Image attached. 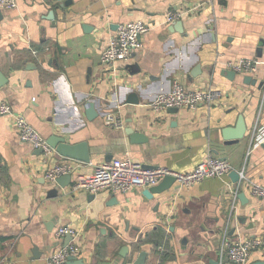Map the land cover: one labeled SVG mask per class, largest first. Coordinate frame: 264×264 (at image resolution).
Returning <instances> with one entry per match:
<instances>
[{"label":"crops","instance_id":"crops-1","mask_svg":"<svg viewBox=\"0 0 264 264\" xmlns=\"http://www.w3.org/2000/svg\"><path fill=\"white\" fill-rule=\"evenodd\" d=\"M196 1L16 0V7L0 9V72L7 78L0 102L45 140L85 142L91 155L89 163L55 151L45 157L0 115V264H47L67 242L55 234L66 225L77 231L72 264H134L142 251L145 264H231L220 257L225 230L231 240L260 239L248 263L264 262V197L249 189L250 183L264 187V142L254 146L252 138L256 126L264 128V0L214 2L166 22L168 12ZM131 20L151 24L141 47L128 61L103 65L101 53L117 26ZM243 58L256 60L253 73L222 74L227 61ZM175 78L187 89L218 88L223 95L194 109L145 106ZM131 93L139 103L126 102ZM88 101L95 103L93 118L85 112ZM109 112L122 120L120 128L105 124ZM239 115L245 135L224 146L221 130L234 127ZM129 128L143 138L131 140ZM209 153L242 172L240 182L229 175L188 187L175 182L151 198L141 187L70 191L74 180L113 158L185 172ZM65 161L80 167L62 188L44 175ZM238 185L244 197L232 207L230 189Z\"/></svg>","mask_w":264,"mask_h":264},{"label":"built area","instance_id":"built-area-1","mask_svg":"<svg viewBox=\"0 0 264 264\" xmlns=\"http://www.w3.org/2000/svg\"><path fill=\"white\" fill-rule=\"evenodd\" d=\"M225 0H199L181 9L170 11L166 14V22H174L183 15H191L202 10L206 5ZM16 7V0H0V9H10ZM151 24L142 20H131L121 23L108 41L107 46L101 53L100 61L105 66H113L117 61H128L131 54L141 47L140 37L150 29ZM256 60L243 58L237 61H227L225 66L237 73L251 74L255 70ZM223 95L218 88L187 89L177 78L171 82L168 91L160 93L154 100L146 103L145 106L152 110L189 108L194 109L199 105H211L216 103ZM0 115L8 116L13 123L19 139L29 143L33 148L42 151V155L48 157L54 150L47 144L41 134L26 120L21 113L15 112L7 102H0ZM104 122L106 125L120 128L122 120L113 112L106 114ZM253 145L257 146L264 142V128L256 126L253 133ZM80 167L76 162H59L45 171V179L53 182L61 175H72ZM233 170L232 165L224 159L212 154H207L205 159L194 168L185 172H178L168 167L155 166L145 167L125 156L123 158H113L109 161L101 162L95 166L94 172L87 177L78 178L70 185L71 192L84 190L89 194H96L101 190L111 192H126L134 188H148L158 184L166 176L173 177L180 187H188L201 182L207 178L228 176ZM242 172L240 173L239 183ZM250 192L253 196L264 197V187L250 183ZM231 190L234 206L238 197L239 185L235 190ZM55 234L59 238L71 236L66 243L59 246L46 258L47 264H66L70 257H77L79 249L75 244L77 231L69 226H60ZM258 238H244L231 240L227 231L223 233V242L220 257L227 259L231 264H249L250 253L261 245Z\"/></svg>","mask_w":264,"mask_h":264},{"label":"water","instance_id":"water-1","mask_svg":"<svg viewBox=\"0 0 264 264\" xmlns=\"http://www.w3.org/2000/svg\"><path fill=\"white\" fill-rule=\"evenodd\" d=\"M67 3V2H66ZM51 16L50 19L53 18V12H50ZM180 23V22H179ZM194 72L191 73L192 76H194ZM222 74H225L228 78H231L235 76L236 72L233 70L229 69H224L222 70ZM244 80L246 83H249L252 78L249 75H246L244 77ZM7 82V78H5L1 72H0V87L3 86ZM127 103H133L137 104L139 103V100L137 96L134 93L129 94L127 97ZM172 110H175V108H172ZM85 112L87 114L88 118H93L95 117L96 110H95V103L93 101H88L85 104ZM246 131V126L243 120V117L241 115L238 116L237 122L234 127H224L221 130V136L223 140V145L224 146H229V145H235L238 143L240 139L243 138L245 135ZM126 133L130 136L131 140L132 138L134 139H141L143 136L140 133L134 132L132 129H127ZM47 144L62 158H67L71 159L77 162H82V163H89L91 160V155L89 148L87 146V143L85 142H80L76 144H72L66 141V139L63 136H57V135H52L49 136L46 139ZM137 142V141H135ZM142 142V141H140ZM40 153H42L41 150H39ZM148 167V166H145ZM229 177L233 182H237L239 180V174L235 171L232 170L229 173ZM57 184H59L60 187L64 188L68 184L71 183V175L66 174V175H61L55 179ZM175 183V180L173 177L166 176L163 178L158 184L150 186L148 188H145L143 190V194L147 198H151L153 194L155 193H161L169 188ZM244 197V193H239L238 198L242 200ZM67 241L71 239V236H66ZM147 257V253L145 251L140 252L138 255V258L135 260L134 264H145ZM76 261V257H70L67 260L66 264H72ZM251 264H264L263 261H255Z\"/></svg>","mask_w":264,"mask_h":264}]
</instances>
